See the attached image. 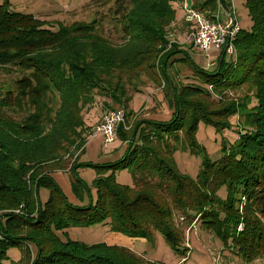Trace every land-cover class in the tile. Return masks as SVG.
I'll return each instance as SVG.
<instances>
[{
    "label": "trees",
    "instance_id": "16d2710c",
    "mask_svg": "<svg viewBox=\"0 0 264 264\" xmlns=\"http://www.w3.org/2000/svg\"><path fill=\"white\" fill-rule=\"evenodd\" d=\"M181 1L94 0L86 7L91 21L69 24L0 6V74H18L10 85H0V264L12 249L22 258L11 264H163L122 246L65 242L58 233L109 222L113 233L130 239L150 242L159 233L184 256L189 249L183 248L186 235L176 224L177 214L189 223L203 216L204 227L231 234L246 260L264 258V0H245L253 28L240 32L234 61L224 58L211 72L193 69L206 88L198 82L176 87L167 60L162 71L157 68ZM220 1L225 8L224 0H199L194 7L213 16ZM163 75L169 80L165 96L172 121L121 128L118 137L129 149L120 163L97 168L95 204L67 203L51 174L79 168L80 156L73 162L72 157L85 151L92 130L87 117L99 99L131 117L132 96L140 92L135 83L145 77L158 85ZM247 86L253 90L247 103L227 98ZM254 98L257 105L249 109ZM235 114L244 117L241 131L247 128L239 142L225 148L221 160L204 161L196 180L181 174L174 162L178 144L200 150L199 124L224 131ZM146 127L153 135H144ZM119 169L132 172L133 188L108 172ZM224 187L226 200L218 196ZM41 188L49 190V199L40 214Z\"/></svg>",
    "mask_w": 264,
    "mask_h": 264
},
{
    "label": "rangeland",
    "instance_id": "374dc122",
    "mask_svg": "<svg viewBox=\"0 0 264 264\" xmlns=\"http://www.w3.org/2000/svg\"><path fill=\"white\" fill-rule=\"evenodd\" d=\"M94 0H0V6L7 3L9 9L13 13L32 14L41 17L43 20L52 21L59 20L64 23H73V21L89 22L93 18V13L86 10ZM199 0H184L189 7L195 6ZM221 1L219 2V4ZM225 8H222V20L228 17H234L240 28L244 31H251L253 22L250 16L249 9L246 6L245 0H224ZM184 4L175 8L178 12L177 19H185ZM224 7V6H223ZM219 12V11H218ZM217 12V15H218ZM216 15V14H215ZM52 25V24H51ZM49 25V26H51ZM111 28V25H108ZM58 25L52 27L53 30L58 29ZM188 25L172 23L166 30L167 49L161 55L158 63V69L162 71V63L167 60V71L169 79L176 87L188 85L189 83H199L203 88L206 85L197 81L193 73V69H203L211 72L217 68L212 67L213 62L220 59V51H212L209 54L199 51L192 43H187ZM186 59V62L184 61ZM236 56L227 55L226 62L234 61ZM173 60V63L171 61ZM192 67V68H191ZM162 74V72H161ZM192 76V77H191ZM18 77L17 73L0 74V85H10L13 80ZM191 77V80L187 79ZM169 80L166 76L160 77V83L153 85L148 78L142 77L135 83V88L139 87L140 92L132 96L129 105V112L134 114L128 117V125L137 126L141 120L151 123H167L174 118V112L170 107L166 94H170L168 86ZM250 87H242L238 90L228 93L227 98L233 101L247 103L253 90ZM166 93V94H165ZM214 95V93L212 92ZM215 98H220V95H214ZM103 99H99L96 109L93 110L87 117V122L92 129L97 123L99 117L107 111H111L109 107L114 110H120L121 107L102 105ZM102 105V106H101ZM257 105L256 99H252L249 109ZM109 109V110H108ZM247 113V111H244ZM127 114V113H126ZM240 117L243 116L235 114L230 119L231 128L224 131H217L212 126H207L203 123L199 124L196 132V143L200 150L194 152L190 145L181 141L178 144V149L174 153V162L178 171L196 180L203 162L209 160L217 162L225 155V148L231 149L240 140V133H246L245 128L241 131L239 126ZM244 121V120H243ZM145 127V126H144ZM90 132V131H89ZM145 134H152L149 128L144 129ZM153 135V134H152ZM156 137V136H155ZM140 142V134L135 140L136 144ZM129 143H125L122 139H118L114 144L106 147L102 137H91L85 146V151L80 150L72 157V162L78 156L79 168L75 172L58 171L53 172L51 177L60 190L67 203L70 205L85 207L97 200V191L95 181L97 179V168L113 166L120 163L127 154ZM82 153V154H81ZM113 173L116 182L122 186L133 188L135 179L128 169H119L117 171H108ZM229 194L228 188L224 187L219 192V197L226 200ZM39 198L42 204H45L49 199V190L41 188L39 191ZM242 215L245 214L242 207L239 208ZM19 213V212H18ZM176 224L185 230L186 240L183 248H188L184 256L174 252L166 243L164 237L156 233L154 241L135 240L130 239L122 234H115L111 231L110 223L103 225H95L89 227H70L65 232H59L58 236L63 241L79 242L86 246H95L98 244H107L109 246H122L130 249L139 257L152 262H161L163 264H264V258L248 261L241 254L239 250L234 247V240L231 234L225 232H218L215 229H208L202 224L201 215L195 218L194 222H188L185 216L180 217L176 215ZM221 221L225 222V216L222 215ZM245 218V216H244ZM245 227L240 224L239 231ZM238 231V230H237ZM229 236L228 241H225L223 236ZM35 250V248L33 247ZM22 258L19 249H12L8 253V261L5 264L18 262Z\"/></svg>",
    "mask_w": 264,
    "mask_h": 264
},
{
    "label": "built area",
    "instance_id": "2783aa9c",
    "mask_svg": "<svg viewBox=\"0 0 264 264\" xmlns=\"http://www.w3.org/2000/svg\"><path fill=\"white\" fill-rule=\"evenodd\" d=\"M183 4L184 21L188 25L187 43H192L199 51L206 54L218 50L231 56L237 55L236 42L242 29L233 16L223 21L220 12L218 15L209 16L208 13L196 9L194 5L189 7L187 3L183 2ZM121 128L125 131L131 130L126 112L122 109L107 111L101 122L92 128L90 137H102L105 146L108 147L119 139Z\"/></svg>",
    "mask_w": 264,
    "mask_h": 264
},
{
    "label": "crops",
    "instance_id": "0c3cea01",
    "mask_svg": "<svg viewBox=\"0 0 264 264\" xmlns=\"http://www.w3.org/2000/svg\"><path fill=\"white\" fill-rule=\"evenodd\" d=\"M181 2H184V0H182ZM220 5H221V7H220ZM220 5H219V9H220V16H221V18H222V8H224V7H222L223 6V3L221 2L220 3ZM179 6V5H178ZM32 15V14H31ZM177 15H178V12H177ZM35 18H38V19H42L41 17H37V16H35ZM43 20V19H42ZM225 20H227V18L225 19ZM177 23L178 24H184V20H178L177 21ZM213 51H215V50H213ZM218 51V50H217ZM212 52V51H211ZM221 52V56H220V59L217 61V62H213L212 63V67H215V66H218V64H219V62L220 61H222L224 58H226V56L228 55V54H226L224 51H220ZM234 56H236L237 57V55H234ZM233 57V56H232ZM171 63H173V60L171 61ZM203 70V69H202ZM195 75V74H194ZM192 77V76H191ZM191 77H188L187 79H189V80H191ZM133 113V112H132ZM134 114V113H133ZM103 112H102V116L101 117H99V119H98V121H97V123L95 124V125H97L98 123H100L101 122V120H102V118H103ZM145 119H143V120H141V121H144ZM149 261V260H148Z\"/></svg>",
    "mask_w": 264,
    "mask_h": 264
},
{
    "label": "water",
    "instance_id": "95a60500",
    "mask_svg": "<svg viewBox=\"0 0 264 264\" xmlns=\"http://www.w3.org/2000/svg\"><path fill=\"white\" fill-rule=\"evenodd\" d=\"M38 206H39V211H40V214H41V211H42V204H41L40 200H38Z\"/></svg>",
    "mask_w": 264,
    "mask_h": 264
}]
</instances>
